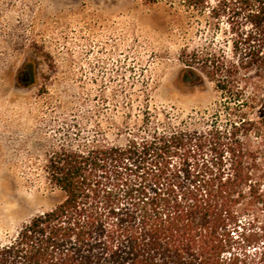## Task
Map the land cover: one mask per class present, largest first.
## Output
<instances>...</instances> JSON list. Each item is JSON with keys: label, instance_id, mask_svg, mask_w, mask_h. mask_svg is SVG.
<instances>
[{"label": "trees", "instance_id": "16d2710c", "mask_svg": "<svg viewBox=\"0 0 264 264\" xmlns=\"http://www.w3.org/2000/svg\"><path fill=\"white\" fill-rule=\"evenodd\" d=\"M200 2L225 21L233 58L183 50L182 77L200 66L223 96L224 124L60 144L42 169L62 199L0 242V264H252L246 248L262 234L246 231L264 210V0H187ZM239 201L251 218L233 238Z\"/></svg>", "mask_w": 264, "mask_h": 264}, {"label": "rangeland", "instance_id": "374dc122", "mask_svg": "<svg viewBox=\"0 0 264 264\" xmlns=\"http://www.w3.org/2000/svg\"><path fill=\"white\" fill-rule=\"evenodd\" d=\"M183 50L233 58L225 21L201 12V2L0 0V242L62 199L42 169L60 144L224 124L223 96L200 66L183 79ZM242 206L233 238L251 218ZM255 225L246 231L262 234L246 248L252 264L264 248V210Z\"/></svg>", "mask_w": 264, "mask_h": 264}]
</instances>
